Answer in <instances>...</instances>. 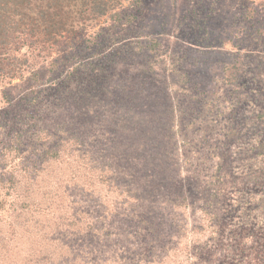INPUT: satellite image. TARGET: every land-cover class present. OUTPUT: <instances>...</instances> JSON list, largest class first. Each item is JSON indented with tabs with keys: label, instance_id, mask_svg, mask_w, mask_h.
Wrapping results in <instances>:
<instances>
[{
	"label": "trees",
	"instance_id": "trees-1",
	"mask_svg": "<svg viewBox=\"0 0 264 264\" xmlns=\"http://www.w3.org/2000/svg\"><path fill=\"white\" fill-rule=\"evenodd\" d=\"M179 1L163 0L160 8H155L149 17L150 25L143 40L135 42L136 50L141 52L148 48L150 54L155 56L161 40L166 39L167 35L174 36L173 30L180 31L177 28L180 21ZM125 2L128 7L142 5V0H0V89L6 103L14 102L8 93L14 80H23L26 74L35 80L41 71L49 75L50 72L55 73L62 65V61H57V56L63 52L68 54L70 47H75L78 42L83 43L88 51L92 50L90 57L96 60V45L100 44L99 36L105 31L104 28H95L117 21L132 23L136 18L133 11L123 12L127 8ZM232 19L225 27L226 37L221 42L227 48L228 58L219 64L210 65L211 81L201 91L193 93L188 86L191 85L194 72L185 69L179 72V79L167 84L169 92H184L191 102L180 100L178 96L172 100L171 95L164 91L162 82L155 85L147 81L144 75L149 68L144 66L145 62L137 58L135 63L128 62L126 59L130 53L124 56L112 52L108 60L112 59V63L122 68L120 75L115 77L116 83L109 86L111 91L116 92V97L112 96L113 99L107 105L108 117L113 118V122L109 123L106 119L95 129L94 135L87 136L90 138L89 151L82 153L78 148L79 143H83L80 139H85L83 135L86 130L77 128L82 120H79V113L75 112L73 105L67 109L70 119L68 114H64L63 118L58 116L48 124H38L34 120L31 122V112L25 116L17 113V118L14 115L8 118L3 116L4 124L14 120L16 128L13 124L10 126L13 135L8 136L9 139L0 148V264H132L131 260L130 263L126 262L125 255L99 254V251H103L101 242L103 244L107 238L115 244L109 251H117L122 235L118 233V224L112 222L111 215L119 208L127 210L126 206H134L135 216L141 217L143 213L138 212L141 210L129 200L139 202L142 199L151 205L187 209L197 221L190 226L185 224L179 231L180 236L190 235L187 250L193 253L169 254L178 248L177 242L180 240L170 243L163 240V234L155 237L152 232V257L145 253L137 254L135 264H165L169 261L170 264H184L178 255L185 256L186 264H194L195 261L200 264H244V260L240 261L241 255L251 251L250 257H245V264H248V261L253 260L254 253L260 251V254H264V221H261L259 233L243 234L242 239L237 232L243 228L242 222H233L236 217H250L246 212L251 210H264V173L258 169L264 167V110L258 109L255 115L246 114V107L257 103L264 105V90L255 83L258 72L251 65L250 45L240 43L252 33L259 43L264 42V27L258 26L249 33L245 22L239 23L236 20L240 19L235 17ZM167 57L165 61L170 63L176 60L174 56ZM87 61L81 59L78 64L87 66L90 63L93 66ZM76 62L72 63L74 66H68V74H73L79 66ZM40 64L41 67H38ZM97 71L104 72L106 67L99 65ZM143 72L144 75H141ZM65 85H61L63 97H71L72 101L78 99L74 105L83 113L85 110L79 92L66 93ZM135 86L143 92L142 95L135 96ZM153 86L155 88L150 92L149 87ZM36 89L41 95L46 87L39 84L33 86L32 91L36 92ZM36 98L37 95L28 100L29 105ZM196 101L203 102L202 107H208L207 110L199 111L202 122L198 126L202 130L197 131V127L191 133L193 136L200 135V140L187 148L190 139L182 135L184 139H181L179 148L172 149V156L157 152V144L149 145L146 140L153 135V128L159 127L161 110H166L175 118L177 115L178 121H181L188 112H195L188 107L187 102ZM24 117L29 120L26 121ZM25 123L26 126L22 128ZM208 126L214 132L212 142L207 140ZM101 132L104 133L101 135ZM98 135L106 136L103 137V143L97 140L100 152H105L104 156L100 153V159L97 156L94 158L92 150ZM243 137V156L253 158V162H250L252 172H248L247 177L243 175L235 180L236 177L230 174L234 163L231 158L229 162L217 160L216 167L210 170L209 165L214 159L224 158L221 153L225 155L227 152H222L221 146L227 142L234 144ZM18 156H21L22 161H15ZM243 159L246 163L247 158ZM189 160L195 162L194 167L202 164L203 169L201 173L204 179L198 181L204 182L205 188L197 203L189 192L175 185V180L171 179L173 183L166 180L171 175L169 170L182 169ZM110 176L116 196L125 195L127 199L121 202L116 200L115 204L118 205L108 210V215H100L97 221L87 208H73V204L81 202L74 200L70 186L76 183H80L84 189L87 186L89 188L85 191L91 193L92 197L99 187L102 189L107 185ZM230 181L236 188H241L237 189L241 193L235 203H229L223 197ZM99 183L101 185L98 187ZM137 191L139 197H135ZM132 193L133 198L130 199ZM140 225L141 222H137L133 225L134 231L129 233L143 232ZM149 229L157 230L152 224ZM225 234H228L229 243H223L228 240ZM223 236L224 240L221 239ZM80 237L91 243L94 240L92 254L75 253L74 250L79 248L75 240ZM133 240L138 242L135 238ZM155 245L162 249L163 254H157ZM104 247H107L106 242ZM143 255L148 257L144 262ZM174 257H177L175 261Z\"/></svg>",
	"mask_w": 264,
	"mask_h": 264
},
{
	"label": "rangeland",
	"instance_id": "rangeland-1",
	"mask_svg": "<svg viewBox=\"0 0 264 264\" xmlns=\"http://www.w3.org/2000/svg\"><path fill=\"white\" fill-rule=\"evenodd\" d=\"M162 1L163 0H142L141 6L133 7H128V3L125 2V6H127V8H124L123 12L133 11L136 14V18L132 23H122L121 21H117L104 24V27L103 25L97 26L95 30L104 28L103 30L105 33H102L99 36L100 44L96 45V52H98L96 60L91 59L90 57V52L92 50L88 51L83 43L78 42L75 47H70L68 53L70 55L63 52L57 56V61H62V65L60 70H57L55 73L50 72L49 75L47 72L45 73L41 71L35 80L30 78L28 74H26L23 80H14L9 86L11 90L8 92L10 100L14 101L12 104L6 103L0 89V148L2 147V144L9 139L8 136L13 135V131L10 130V126L13 124L16 128V125L13 122L14 120L8 122V124H4L3 116L8 118L9 116L14 115V117L17 118L19 115H17V113L25 116L27 112H31V122L34 120L37 121L38 124L41 122H46V124H48L52 123L58 118V116L60 119L63 118L64 114H68V119H70L71 117L68 113L69 110L67 109L70 108V105H73L75 112L78 111L79 113V120H82L77 128L79 130H86L83 135L85 139H80L83 143H79L78 148L82 153L89 151L90 147L88 143L90 142V138L87 136L94 135L95 129L99 128V126L103 124L106 119H108L107 121L109 123L113 122V118L108 117L109 109L107 108V105L111 101L110 99H113L112 96L116 97L114 94L116 92L111 91L109 86L110 84L112 85L116 83L115 77L120 75L119 71L122 68H118V65L116 66L115 63H112V59L108 60L109 55L112 57V52L116 51L124 56L127 53H130L127 55L128 59H126L128 62L132 61L135 63V58L145 62L144 66L149 69L145 72V75L144 72L141 75H144V78H146L147 81L152 82L155 85L162 82V84H164V91L171 95V97L169 96L171 99L178 96L180 100L186 99L191 102V99H188L184 95V92L183 94H181L180 91L169 92L170 89L167 87V84L171 83V81L179 79V72H182L185 69L189 70L188 72H190V70H193L194 72L193 77L191 76L190 80L191 85L190 87L188 86V89L192 90L193 93L201 91V89H203L204 86L211 81L213 78L212 74L209 72L211 71V68L208 70L210 65L219 64L228 58V55H226L227 48L223 46L221 42L226 37L225 27L231 23L233 17L239 18L240 20H236L239 23L245 22L247 24V29H249V33L254 32L258 26L264 27V0H180V21H178L177 24V28L180 31L176 32L173 30L174 36L167 35L166 39L161 40V45L157 47L155 56L150 54L148 48H144L140 52L136 50L137 44L135 42L139 39L143 40L150 25L148 24L150 19L149 17L155 8L156 10L160 8ZM106 25L110 26L107 27ZM240 43L241 45L246 43L250 45L251 50L249 54L252 60L251 65L255 68V71L258 72V77L256 78L255 83L258 85L259 89L261 88L264 90V42L259 43L257 39L253 37L252 33L249 37L246 36L245 40H241ZM64 51H66V49ZM167 55L174 56L176 60L172 63L165 61L168 58ZM81 59L86 63L88 62L87 60H89L93 66L89 65L90 63H88L87 66L84 65V63L78 64ZM75 60L77 61L75 64L79 66L76 67L73 74H68L66 70ZM99 65H104L106 67V71L99 73L97 71ZM72 66L74 65L72 64ZM38 67H41V64ZM41 70H44V68ZM65 83L66 93L72 94L79 92L80 101L83 103L82 107L85 110L83 113H81L79 108H76L74 105L78 99H74V101H72L71 97H68L69 99L63 97L64 90L61 88V85ZM39 84L42 87H46L45 92L41 95L40 92H37V89L36 92L32 91L33 86ZM194 85L195 87H193ZM154 88L155 86L149 87L150 92H153ZM138 89L139 87L135 86V96L142 95L143 93H141ZM146 89H148V87ZM262 93L264 96V92ZM35 95H37V98L32 105H29L28 100L33 99ZM199 100L200 98H198V101ZM198 101L193 103L187 102L188 107L190 106L189 108L195 112H191L189 110L190 112L187 113V116L181 118V121H178L177 115L175 118L167 113L166 110H161L162 112L159 127L153 128V135L150 136V139L146 140L149 145L154 146V144H157L158 150L155 149L157 152L160 154L164 152L166 153V156H172L170 155L173 153L172 149L176 150L179 148L181 139H184L182 135H185L190 139V142L187 143V148L190 147V144L200 140V135L198 136L195 134L193 136L191 133H193L194 128L197 127V131L202 130L201 127L198 126V123L202 122V120H200L201 113L199 111L204 109L207 110L208 107H202L201 104H203L204 100L202 103ZM197 102L200 104H197ZM201 107L203 109H201ZM246 108V110H248L246 114L251 113L252 115H255L258 109L262 111L264 110V105L261 106L260 103H257L255 106H248ZM205 117L208 118L207 115H205ZM24 118L26 121L29 120L27 117ZM83 120L87 122H84ZM25 126L26 123L22 124V128ZM179 130L181 133H179ZM208 131V134H206L207 140L212 142V139H214V132H212L209 126ZM102 133L104 132H101V135ZM103 137L106 136L98 135L95 137V142L92 146L94 147L92 148L94 158L97 156V158L100 159L102 157L100 153H103V156L105 154L104 151L100 152V145H98L99 140L103 143ZM244 141L245 137L234 144L233 142L223 144L221 146L223 149L222 152H227L225 155L221 153L224 158L214 159L213 163H209V167H211L210 170H213L216 167L215 163L217 160L222 161L224 159L229 162V158H231L234 160V163L230 168V174L236 177L235 180H238L243 175L247 177L248 172H252L250 162H253V158L251 156H243V152H245ZM179 151L180 150L178 149V152ZM184 158H186V155ZM243 158H247L246 163H244L245 159ZM20 159L21 156H18L15 161H19ZM193 164H195V162H193V160H189L187 164H183L182 169L174 168L169 170L171 175L166 177V180H175V185H179V188L182 187L185 191L189 192L193 201L197 203V201L202 197L203 192L201 191H203L204 187V182H200L198 180H203L204 177H202L203 175L201 173L203 172L202 164L195 167ZM253 169L255 170V167ZM258 169H261L260 171L264 173V167H259ZM180 170H182L181 174L179 173ZM129 172L130 171H127V173ZM110 179L111 176L107 185L103 186L102 189H100L99 186L101 184L99 183V191L97 193L94 192L92 197L90 196L91 193L85 191L88 190L89 187L86 186L84 189L81 187L80 183L70 186L69 189L73 193L74 200H77L78 203L81 202V204H73V208L76 210H80L82 207L87 208V211L90 212L91 216L93 215L94 220L96 221L100 220V215H108V210H111L118 205L115 204L116 200L121 202L122 199H127L125 195L121 197L116 196V192L114 189L112 190V183ZM173 180H171L172 183ZM232 181H234V179H232ZM232 181L226 185V189L228 190L223 193L224 199H227L229 203H235V201L237 202L236 199L241 193L240 190H237L241 188H236V185ZM249 187L250 186H245V188ZM135 194H137L135 197L140 196L138 195V191L135 192ZM131 195L132 197L129 196L130 199L133 198V193ZM129 201H131L133 205L136 204V208L141 210L138 212L143 213V215L139 218L136 217V213H134L133 210L134 206H126L127 210L119 208L117 212H114L111 215V219L112 222H116L118 224V233H121L122 235L119 237L120 245L116 248V252L109 251L110 247L113 246L114 241L107 238L105 240L107 247L103 248L105 242L103 241V244L101 242V249L103 251H99V254L125 255L127 263H130L131 260V263L135 264V256L137 254L145 253L147 256H151L150 248L153 246L151 242L154 240L152 232L153 235L155 234V237L164 235L163 240L169 241L170 243H175L176 240H180L177 242L179 243L178 248L175 251L169 252V254L193 253L192 250H187V245L188 243L190 244V235L187 237L179 235V231L184 228L185 224L190 226L193 222L197 221V219L193 217L192 212L175 206L167 208L157 204L151 205L143 199L139 202L136 200ZM246 214L250 217L240 216L233 220L235 223L242 222L241 227L243 228L237 231L238 234H240L239 238L241 239L243 234L259 233L262 226L261 221H264V210L254 209L246 212ZM255 216L258 217L254 218ZM137 222H141L140 226L142 227L143 232L130 234L129 232L134 231L133 229L135 228L133 225H136ZM151 224L153 227H156L157 230L152 231L149 229ZM229 225L231 224L229 223ZM246 225L247 228L245 229ZM112 228L113 227H111V229ZM129 228L131 229L130 231ZM228 234H225L226 239L228 238ZM236 235L237 234L234 236ZM133 238L138 240V242H135ZM239 238L237 237L236 239L241 241ZM221 239L224 240V236L221 237ZM160 240L162 239L160 238ZM75 241L79 244V248L74 250L76 254L82 252H84V254H92L90 252H92L91 248H94V240H92L93 243H91L88 242L86 238L80 237V239H76ZM229 241L230 240L228 238V240L223 241V243H229ZM191 244L193 243L191 242ZM171 246H175V244H171ZM76 247H78V245ZM86 247L90 248L85 251L84 248ZM96 248L98 247L96 246ZM161 250L162 249H160L159 246L157 247V245H155V251L157 254L158 252L159 254H163V251ZM249 254H252V252L249 251L247 253H243L240 261L244 260L245 264V262H247L245 257H250ZM146 255H143L142 262L148 258L145 257ZM178 256L179 260H184V264L187 263L184 255ZM176 258L177 257H174V261ZM252 259V261H248V264H264V254H260V251L254 253ZM170 263L171 262L169 261L165 264ZM194 264H200V262L195 261Z\"/></svg>",
	"mask_w": 264,
	"mask_h": 264
}]
</instances>
